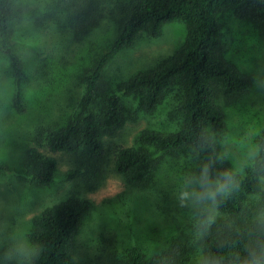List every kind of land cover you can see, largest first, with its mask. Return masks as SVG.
<instances>
[{"label":"rangeland","instance_id":"obj_1","mask_svg":"<svg viewBox=\"0 0 264 264\" xmlns=\"http://www.w3.org/2000/svg\"><path fill=\"white\" fill-rule=\"evenodd\" d=\"M126 1L107 0L96 27L84 38L70 40L59 27L62 0H13L12 50L19 61L18 78L0 50L1 259L21 262L28 258L34 251L27 238L34 219L46 206L72 195L91 203L89 214L72 237L76 261L121 257L131 247L139 248L148 258L176 244L186 259L195 256L198 237L209 224L197 232L187 210L180 208L175 198L182 176L190 171L198 173L204 165L193 149H179L173 155L155 153L158 166L141 184L107 170L96 187H88L76 171V157L62 151L54 153L55 171L46 184L31 182L29 169L24 166L30 146L49 153L45 132L39 136V130L58 128L79 111L84 94L80 76L114 38L118 9ZM216 17L222 57L247 79L248 88L232 98L216 93L214 101L225 126L219 131L208 129V133L217 158L223 156L222 163L236 170L239 180L253 169L264 129V20L238 17L230 8L219 9ZM185 30L181 22L163 24L156 37L141 29L129 46L107 60L101 79L110 92L118 95L124 121L122 127L104 137L110 156L119 144H135L136 136L146 127L176 129L181 124L178 105L183 95L178 80L150 112L141 106L140 93H128L123 85L136 73L172 55L182 44ZM15 99L22 103L20 113L14 106ZM233 194L246 200L257 195H243L240 185ZM221 204L205 214L212 217L213 224L224 217Z\"/></svg>","mask_w":264,"mask_h":264},{"label":"trees","instance_id":"obj_2","mask_svg":"<svg viewBox=\"0 0 264 264\" xmlns=\"http://www.w3.org/2000/svg\"><path fill=\"white\" fill-rule=\"evenodd\" d=\"M106 2L62 0L61 33L70 40L84 38L96 27ZM227 8L241 18L264 20V0H128L122 4L114 38L80 76L84 94L79 111L58 128L39 130V136L45 132L49 153L36 145L26 151L24 166L29 169L30 181L37 185L50 182L57 163L54 153L59 151L76 157V171L92 188L103 180L107 170L120 174L128 182L141 184L150 179L158 166L155 153L173 155L179 149H193L202 163L211 164L214 170L227 168L218 160L208 133V129L219 131L225 126L214 99L217 92L232 98L248 88L247 79L222 57L216 11ZM12 14L13 0H0V50L18 78L19 61L12 50ZM167 22L185 24L182 44L172 55L153 68L136 73L123 86L128 93H140L141 106L150 112L178 80L183 95L178 105L181 124L176 129L146 127L136 136L135 144H119L110 156L104 137L122 127L124 121L118 95L102 82L104 66L113 53L130 45L139 30L156 37ZM14 106L18 113L23 111L20 100L15 99ZM238 181L243 195L255 192L257 195L246 200L233 194L222 201L224 217L210 224L198 237L196 249L203 253L206 264H243L251 251L264 245V129L259 136L253 169ZM90 210V201L77 195L46 206L27 233L34 245L33 253L21 262L0 258V264H195L194 258L183 256L179 244L148 258L139 248L131 247L121 257L97 256L92 261H76L72 237Z\"/></svg>","mask_w":264,"mask_h":264},{"label":"clouds","instance_id":"obj_3","mask_svg":"<svg viewBox=\"0 0 264 264\" xmlns=\"http://www.w3.org/2000/svg\"><path fill=\"white\" fill-rule=\"evenodd\" d=\"M218 159L223 162L224 157ZM238 186L237 171L233 168L221 171L214 170L211 164H204L198 173L190 171L182 176L175 198L178 206L187 210L192 227L198 232L202 225L212 223V217L205 214L217 209ZM194 258L195 264H206L200 250L196 251ZM243 264H264V245L258 251H251Z\"/></svg>","mask_w":264,"mask_h":264}]
</instances>
